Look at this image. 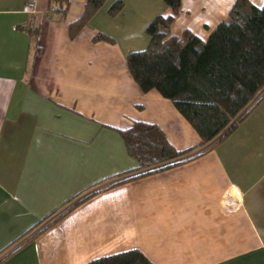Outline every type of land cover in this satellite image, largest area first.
Segmentation results:
<instances>
[{"label":"crops","instance_id":"0c3cea01","mask_svg":"<svg viewBox=\"0 0 264 264\" xmlns=\"http://www.w3.org/2000/svg\"><path fill=\"white\" fill-rule=\"evenodd\" d=\"M48 1L0 0V264H87L129 249L153 264H264V100L201 155L98 190L30 237L137 167L120 133L133 122L157 125L177 150L200 141L126 64L148 45L147 24L171 13L162 0H121L115 15L106 0L74 37L84 0L65 11ZM233 2L180 0L170 32L205 39Z\"/></svg>","mask_w":264,"mask_h":264},{"label":"trees","instance_id":"16d2710c","mask_svg":"<svg viewBox=\"0 0 264 264\" xmlns=\"http://www.w3.org/2000/svg\"><path fill=\"white\" fill-rule=\"evenodd\" d=\"M105 1L84 0L82 13L68 25L70 37L88 24ZM162 1L171 13L159 14L147 24L148 45L129 52L126 64L142 91L156 90L172 102L199 135L198 145L177 150L157 125L133 122L120 133L137 167L119 174L123 178L88 192L57 214L47 215L30 237L98 190L201 155L232 131L250 107L264 100V4L256 6L250 0H234L228 18L202 39L188 29L180 35L172 34L170 26L180 0ZM48 4L50 10L65 11L70 0H49ZM122 8V1L116 0L109 13L115 15ZM28 30L37 31L30 25ZM93 39L111 40L102 33H96ZM87 264L153 263L140 250L129 249L93 258Z\"/></svg>","mask_w":264,"mask_h":264}]
</instances>
